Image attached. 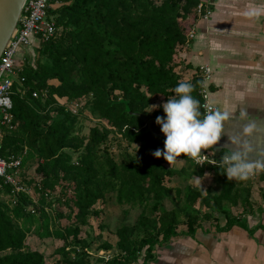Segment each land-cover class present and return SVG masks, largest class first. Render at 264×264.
Listing matches in <instances>:
<instances>
[{
	"label": "trees",
	"instance_id": "trees-1",
	"mask_svg": "<svg viewBox=\"0 0 264 264\" xmlns=\"http://www.w3.org/2000/svg\"><path fill=\"white\" fill-rule=\"evenodd\" d=\"M199 2L52 0V5H59H51L48 14L60 31L38 44L33 62L27 57L23 63L19 75L24 81L13 86V127L3 128L0 143L2 156L25 151L23 167L34 160L38 202L21 194L12 205L4 187L0 264H127L139 256L145 262L156 245L178 234L180 225L192 235L206 220H214L219 231L243 224L230 206L240 205V213L250 210L248 179L228 180L222 169L198 166L183 153L180 168L167 166L166 160L152 155L164 137L152 133L146 122L132 114L163 116L162 103H155L166 101L181 80L193 84L192 95L201 103L200 77H185L189 65L180 56L190 42L187 33L199 17ZM34 90L37 97L32 96ZM74 101L83 102L77 114L67 108ZM85 110L96 123L83 135L79 117L86 115ZM109 135L126 143L116 157L106 144ZM206 172L218 180V192L190 182ZM171 178L180 183L168 185ZM260 178L264 180V175ZM53 198L60 204L55 212ZM169 200L176 204L166 208ZM111 201L125 204L122 223L113 232L117 252L107 261L92 260V241L88 235L81 237V231ZM32 204L34 212L28 209ZM132 209L137 213L131 223L126 219ZM62 218L67 224H59ZM220 218H225L223 225ZM98 227L100 231L109 228L106 222ZM29 233L39 243L47 237L61 241L53 251L57 257L49 261L43 251L33 248L26 239ZM101 248L112 245L104 240L95 250Z\"/></svg>",
	"mask_w": 264,
	"mask_h": 264
},
{
	"label": "crops",
	"instance_id": "crops-1",
	"mask_svg": "<svg viewBox=\"0 0 264 264\" xmlns=\"http://www.w3.org/2000/svg\"><path fill=\"white\" fill-rule=\"evenodd\" d=\"M58 5L55 3L52 6ZM211 6L212 12L205 18L199 16L192 25L194 37L188 48L180 54L184 63L189 65L185 69V77L189 79L197 75L200 65L210 66L212 72L207 83L209 99L214 106L230 113L245 109L253 119L264 125V0H214ZM28 48L18 54L17 65H23L25 53H32ZM51 82L56 83L55 80ZM161 103L163 102L159 100L155 104ZM242 123L226 121L225 132H239ZM250 139L254 146L264 148V134L254 132ZM226 140V136H221L220 141L213 145L216 149L214 152L206 149L201 151L220 157L221 152L227 151V148H220ZM183 163L181 157L171 164L165 162L175 168H180ZM191 180L192 184H199L203 190L210 187L213 192L219 191L218 180L208 172L201 178L192 177ZM204 182L205 186L202 185ZM249 183L250 210L240 213V205L232 207L233 214L239 212L238 218L245 226L233 225L227 230L219 231L214 220H206L194 234L189 235L185 226L180 225L176 236L154 247L151 259L143 262L144 257L139 256L132 264H264V180L259 176L256 183ZM120 216L122 221V209ZM59 221L64 224L61 219ZM224 223L225 218H220L219 225ZM107 224L110 228L109 223ZM84 228L86 229L85 226ZM35 240L28 242L33 248L42 251L34 243L37 242ZM104 240L112 248L94 249L95 252L115 254L117 236L110 230L108 236H102V241ZM91 252H94L93 249ZM93 256L98 258L92 255V259ZM51 258L53 256L47 259H55Z\"/></svg>",
	"mask_w": 264,
	"mask_h": 264
},
{
	"label": "clouds",
	"instance_id": "clouds-1",
	"mask_svg": "<svg viewBox=\"0 0 264 264\" xmlns=\"http://www.w3.org/2000/svg\"><path fill=\"white\" fill-rule=\"evenodd\" d=\"M192 92L193 84L181 80L172 89L173 94L160 105L164 115H157L155 123L164 135L163 148L155 149L152 155L163 156L169 164L182 153L198 165H203L207 160L222 169L228 180L243 181L264 172V148L254 146L250 139L254 132L264 134V125L253 119L245 109L230 113L209 108L204 112ZM152 107L155 106L146 111ZM229 120L243 122L239 132H225V122ZM221 136H226L227 140L220 148H227V151L221 152L218 160L210 159L201 149L216 151L213 145L220 141Z\"/></svg>",
	"mask_w": 264,
	"mask_h": 264
},
{
	"label": "built area",
	"instance_id": "built-area-1",
	"mask_svg": "<svg viewBox=\"0 0 264 264\" xmlns=\"http://www.w3.org/2000/svg\"><path fill=\"white\" fill-rule=\"evenodd\" d=\"M214 0L201 1L197 4L196 10L199 16L207 17L212 12V2ZM52 0H25L22 8L21 15L19 17L17 26L8 40L3 52L0 56V143L3 134V128L11 129L13 127V101L12 94L14 93V83L22 84L24 78L19 75L23 65H17L16 60L18 54L31 46V39L33 37L38 38L39 43L49 41L60 31V28L56 25L53 16L48 14ZM194 28L192 27L187 33V39L190 41L194 37ZM212 69L208 65H200L197 69V75L200 77L199 95L201 96V109L206 112L209 108H216L209 99L208 81L210 79ZM20 93H24V88H18ZM38 92L34 90L32 96L37 97ZM82 101L68 102L67 108L72 113L77 114L82 106ZM210 159H219L213 154L205 153ZM25 151L19 154L10 153L7 156L0 154V194L4 193V187H8L7 194L5 197L12 205L17 204L18 198L21 194L29 196L33 201L35 187H39V179L34 175V168L29 171L24 170L22 166L23 157ZM202 159H204L202 157ZM193 163L196 162L191 159ZM205 164L210 166H216L208 163L206 160ZM198 165V164H196ZM198 165V166H203ZM260 174L258 173L249 177L248 179L256 183ZM33 179L32 183H28V180ZM36 209L32 207L31 211L34 212ZM89 252V251H88ZM90 255H96L107 261L112 257L111 254L103 251L89 252ZM127 264H132L127 263Z\"/></svg>",
	"mask_w": 264,
	"mask_h": 264
},
{
	"label": "rangeland",
	"instance_id": "rangeland-1",
	"mask_svg": "<svg viewBox=\"0 0 264 264\" xmlns=\"http://www.w3.org/2000/svg\"><path fill=\"white\" fill-rule=\"evenodd\" d=\"M38 44H39L38 38L33 37L31 39V46L28 48V50H31L32 53H25L24 54V56H23L24 62L26 61L27 57L29 58L30 62L34 61V58L37 56L36 55L37 54L36 48H37ZM85 113H86V115H80V117H79V127H80L79 133L83 134V135L87 134L88 131H89V128L96 123V119H94V116H90L91 114L88 112V110H85ZM106 144L108 145L109 150L111 151V153H113V155L116 157L121 152V150L125 149V144L126 143L123 140H121L120 137H118V136L117 137H112V135H109V140H108V142ZM129 150L131 151L132 147H129ZM73 156L75 158V156H77V153H74ZM34 163H35L34 160H31V159L29 161H27L25 166H24V170H28V169H29V171L32 170L34 168V166H35ZM190 182H192V180H190ZM179 183H180V180L178 178L169 179L168 182H167V184L170 185V186H174V185L179 184ZM202 185L205 186V182ZM34 198H35V200L33 202H34V204H37V202H38V193H37V191H36V193H34ZM52 200L54 201L53 203L55 204V207H53V209H52L53 212H55L56 209L58 211L60 204H57V201L55 200V198H53ZM63 202L64 201L62 200L61 203H63ZM34 204L29 206L28 209L32 208V207H35ZM175 204L176 203H171L170 200H169V201H166L165 207L166 208H171L172 206H175ZM38 205H39V203H38ZM45 207L46 208L48 207L47 204H45ZM61 207L66 209V207H63L62 205H61ZM123 207H125V204L124 205H119L115 201L106 202L105 205L103 206L101 214L99 215V218H97V217L90 218V219H92L91 223L89 224V226H87V225L85 226L86 229L84 227L82 228V232H81L80 236L81 237H85L86 235H88L86 237H87L88 240L92 241L93 245L94 244H96V245L97 244H101L102 236H108V233H109L110 230H111V232H114L116 226L120 225L122 223L120 212H121V209H123ZM230 210L232 211V207H230ZM136 213H137V211L135 209H132L130 211V213H129L130 217H128V219H126V221L128 220V222L132 223L135 220L134 218H135ZM232 213H233V211H232ZM237 213H239V212H236V214ZM61 222H63L64 224H61L60 221H59L60 225L67 224V221H65L64 219H61ZM102 222H103V224L105 222L109 223V226H110L109 229L110 230H107L105 228L102 231H100V227H98V226ZM99 232H102L101 233L102 236L98 237V233ZM85 233H86V235H85ZM26 239H27V241H34L35 237H34V235L32 233H29ZM34 243H36V245L38 244V246L44 252L46 258H49V257L53 256L54 249L57 246L61 245L62 242L59 241V240L53 239L51 237H47V238H44V240L41 243H38V242H34ZM96 245H94L92 247V249L94 251V254H96V252L94 250ZM56 257L57 256L54 255L53 258H51V260L56 258ZM95 258L96 257L93 256L92 260H94Z\"/></svg>",
	"mask_w": 264,
	"mask_h": 264
},
{
	"label": "water",
	"instance_id": "water-1",
	"mask_svg": "<svg viewBox=\"0 0 264 264\" xmlns=\"http://www.w3.org/2000/svg\"><path fill=\"white\" fill-rule=\"evenodd\" d=\"M24 2L25 0H0V56L17 26ZM178 2L181 3L182 0H178ZM132 114L139 116L146 122L147 128L152 133L164 137L163 133L160 132L159 125L155 123V118H150L149 115L139 112H132ZM162 148L163 144L161 145ZM158 159L164 160L163 156L158 157Z\"/></svg>",
	"mask_w": 264,
	"mask_h": 264
}]
</instances>
